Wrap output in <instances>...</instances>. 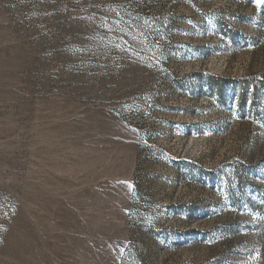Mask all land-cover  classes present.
<instances>
[{
  "label": "rangeland",
  "instance_id": "obj_1",
  "mask_svg": "<svg viewBox=\"0 0 264 264\" xmlns=\"http://www.w3.org/2000/svg\"><path fill=\"white\" fill-rule=\"evenodd\" d=\"M0 264H264V3L0 0Z\"/></svg>",
  "mask_w": 264,
  "mask_h": 264
},
{
  "label": "snow or ice",
  "instance_id": "obj_2",
  "mask_svg": "<svg viewBox=\"0 0 264 264\" xmlns=\"http://www.w3.org/2000/svg\"><path fill=\"white\" fill-rule=\"evenodd\" d=\"M260 3H264V0H259Z\"/></svg>",
  "mask_w": 264,
  "mask_h": 264
}]
</instances>
